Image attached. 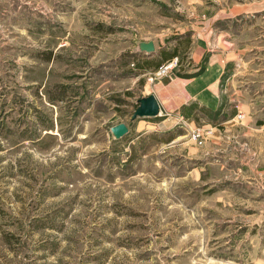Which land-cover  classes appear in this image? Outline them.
I'll list each match as a JSON object with an SVG mask.
<instances>
[{
	"label": "rangeland",
	"instance_id": "374dc122",
	"mask_svg": "<svg viewBox=\"0 0 264 264\" xmlns=\"http://www.w3.org/2000/svg\"><path fill=\"white\" fill-rule=\"evenodd\" d=\"M209 63L227 120H131ZM0 264H264V0H0Z\"/></svg>",
	"mask_w": 264,
	"mask_h": 264
},
{
	"label": "crops",
	"instance_id": "0c3cea01",
	"mask_svg": "<svg viewBox=\"0 0 264 264\" xmlns=\"http://www.w3.org/2000/svg\"><path fill=\"white\" fill-rule=\"evenodd\" d=\"M154 54L155 50L148 54L142 53L146 59L150 58ZM159 60L161 59L159 58ZM137 68H139L138 65ZM205 68L206 70L204 71L203 76L192 79L190 82L180 84V82L176 83L174 80L168 79L165 84L157 83L158 85H156L152 91L144 94L142 97L152 95L158 104L159 115L155 118H158L162 114H165V116H169V114L171 116L173 114V119L175 121L178 116H182L189 122H194L193 120L197 117L200 108H206L211 111L216 110L220 101V96L217 92V84H219L218 82L220 81L221 76L219 68H222V66L209 63L205 66ZM142 71H145V69H142ZM160 86L167 89H163L162 91ZM167 122L168 121L166 120L161 121L157 123L156 126L160 125L162 130L167 131L174 125L173 123L172 126H168ZM139 123L141 122L136 121L138 126Z\"/></svg>",
	"mask_w": 264,
	"mask_h": 264
},
{
	"label": "water",
	"instance_id": "95a60500",
	"mask_svg": "<svg viewBox=\"0 0 264 264\" xmlns=\"http://www.w3.org/2000/svg\"><path fill=\"white\" fill-rule=\"evenodd\" d=\"M137 47L140 52H145L147 54L153 52L154 50L151 42L139 43ZM136 104L137 106L133 110L130 117L132 121L136 119L155 118L159 115L158 104L152 95L139 98L136 101ZM109 133L113 139L117 140L127 134V127L123 123H118L109 128Z\"/></svg>",
	"mask_w": 264,
	"mask_h": 264
},
{
	"label": "trees",
	"instance_id": "16d2710c",
	"mask_svg": "<svg viewBox=\"0 0 264 264\" xmlns=\"http://www.w3.org/2000/svg\"><path fill=\"white\" fill-rule=\"evenodd\" d=\"M223 79H224V74L222 73L221 74V76H220V84H221V82H223ZM227 108V105H226V103H225V98H222V97H220V101H219V104H218V106H217V108H216V110H214V111H209V110H206V109H204V108H200L199 109V113H200V115L198 116V117H196V118H194V123H197V120H198V118L199 117H201V118H204V117H206V119H208L207 121V123L208 124H210V125H212V126H217L218 124H219V122L220 121H225V120H227L226 118L227 117H223L222 115V113H223V111L225 110ZM234 110L230 113L231 115H233L234 114ZM201 114L202 115H205V116H201ZM220 118V119H219Z\"/></svg>",
	"mask_w": 264,
	"mask_h": 264
},
{
	"label": "built area",
	"instance_id": "2783aa9c",
	"mask_svg": "<svg viewBox=\"0 0 264 264\" xmlns=\"http://www.w3.org/2000/svg\"><path fill=\"white\" fill-rule=\"evenodd\" d=\"M176 60L173 59L172 62H170V64L168 65H163V66H160L157 71L154 73V75L158 76L160 75L161 73H163L165 70H167V68H170L172 67L176 62Z\"/></svg>",
	"mask_w": 264,
	"mask_h": 264
}]
</instances>
